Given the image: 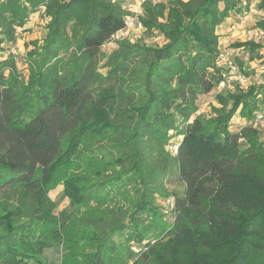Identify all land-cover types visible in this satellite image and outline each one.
<instances>
[{
    "label": "trees",
    "instance_id": "1",
    "mask_svg": "<svg viewBox=\"0 0 264 264\" xmlns=\"http://www.w3.org/2000/svg\"><path fill=\"white\" fill-rule=\"evenodd\" d=\"M121 3L0 0V264H46L58 243L62 264H264V142L249 124L229 129L264 103V79L218 94L214 117L196 114L227 75L220 28L242 0L145 2L143 27L165 41L120 40L106 56ZM40 10L46 34L23 80L16 29ZM234 46L253 59L264 43ZM173 171L181 192L164 186ZM58 184L66 216L48 199ZM158 196L172 199L170 223Z\"/></svg>",
    "mask_w": 264,
    "mask_h": 264
},
{
    "label": "rangeland",
    "instance_id": "2",
    "mask_svg": "<svg viewBox=\"0 0 264 264\" xmlns=\"http://www.w3.org/2000/svg\"><path fill=\"white\" fill-rule=\"evenodd\" d=\"M133 1L134 0H122L121 4L126 11L125 14L129 12L127 5ZM167 2L168 0H164L162 3L166 4ZM242 2L244 8L239 13L226 19L222 23L219 44L221 46V51L226 53L230 60H233L231 61V64L235 66L236 71L238 72V66L234 61L235 59H239L243 62V66L247 67L248 75L244 76L243 74L238 73L241 77H237L232 68L229 66L224 67V69H226L224 73L231 77V79L228 78V75L225 77V79L228 78L229 83L226 82L223 86L219 84L210 92L199 95L196 99V105L198 107L196 114L208 118L214 117L215 113L213 108L221 107V104L217 100L218 94H225L227 91H232L235 86H238L242 90H246L249 86L259 84L264 79V71L260 69V66L264 64V61H262L264 60V48L256 50L254 54H257V56L250 59V54L245 49L234 46L237 42L249 40L257 43H264V36L259 37L255 34V30L257 29L256 23L261 20L263 16L259 4L264 2V0H242ZM46 20L47 18L44 16L42 10H40L32 13L25 25L16 29L17 38L12 46L11 52L15 56L17 69L20 78L23 80L27 78L28 74L27 64L29 51L38 48L45 37ZM120 40L128 41L129 43L147 45H161L165 41L163 36L159 35L156 30H147L144 27L142 30L133 28L128 31L123 39L112 40L103 44L101 47L103 54L108 56L110 53L116 51L119 48ZM258 56H261L262 58H259ZM100 71L103 74L105 73L104 68H100ZM261 109H264V103L259 105L258 109L250 119L242 118L236 112L229 122V129L231 131H238L241 127L249 124L257 133L259 141L264 142V128L259 126L258 122L256 123V114ZM164 186L169 192H181L184 188L183 183L177 177L176 171H173L165 178ZM47 195L50 202L56 207L53 213L57 214L61 212L63 216H66L73 210L72 204L64 193L62 184H58L52 188ZM171 200L170 196L165 198L158 196L156 198V203L164 213L166 221L169 223L173 220V215L171 213L173 205H171ZM131 249L136 251L134 246H132ZM66 253L67 250L64 245L58 243L46 248L43 251L42 256L46 264H62V260H64Z\"/></svg>",
    "mask_w": 264,
    "mask_h": 264
},
{
    "label": "built area",
    "instance_id": "3",
    "mask_svg": "<svg viewBox=\"0 0 264 264\" xmlns=\"http://www.w3.org/2000/svg\"><path fill=\"white\" fill-rule=\"evenodd\" d=\"M164 0H134L133 2L129 3L127 5V9H129V12L125 14L124 16V26L115 31L109 39V41L112 40H118V39H123L129 30L135 28V29H141L143 28V25L140 21V16L142 15L143 12V4L145 2H163ZM255 34L259 37L264 36V29L257 28L255 30ZM218 63L224 67L229 66L230 68L233 69L235 76L241 77L238 72L236 71V68L233 64H231V60L229 56L226 53L221 52L218 56ZM260 69L264 71V64L260 66ZM228 75V74H227ZM226 75V76H227ZM225 76V77H226ZM229 76V75H228ZM231 79V77H228ZM228 78L224 79L220 85L223 86L224 83H229ZM258 122L259 126L264 128V109H261L257 114H256V123ZM260 122V123H259ZM173 150H176V146H173ZM172 205V200L170 201Z\"/></svg>",
    "mask_w": 264,
    "mask_h": 264
}]
</instances>
